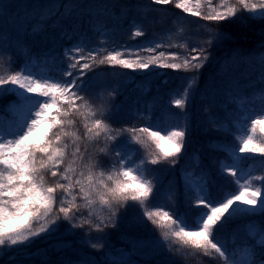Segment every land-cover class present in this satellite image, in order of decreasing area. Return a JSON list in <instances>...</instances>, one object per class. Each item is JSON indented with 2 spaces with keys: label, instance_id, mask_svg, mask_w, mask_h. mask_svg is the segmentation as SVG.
<instances>
[{
  "label": "snow or ice",
  "instance_id": "snow-or-ice-1",
  "mask_svg": "<svg viewBox=\"0 0 264 264\" xmlns=\"http://www.w3.org/2000/svg\"><path fill=\"white\" fill-rule=\"evenodd\" d=\"M150 4H174L183 13L217 24L231 21L241 12L248 13L251 19L264 20V0H150ZM10 7L5 0H0V16ZM64 9L68 17L74 14L94 17L93 6L88 3L73 0ZM44 18L42 14L41 20ZM132 26L131 38L145 35L141 25L133 22ZM198 28L205 30L207 38L193 44L183 56L180 52H157L162 44L154 41L150 42L154 46L137 49L118 48L115 44L109 49L107 41L92 46L83 33L75 44L63 49L59 59L52 55V50L38 56L21 46L25 59L19 69L13 68L11 53L0 50V61L7 55L2 65L7 71L0 74V98L17 97L6 106L10 117L6 118L0 111V255L30 245L41 234L57 229L61 221L67 222L69 232L87 225L85 242L92 249L100 250L104 243L91 242V233L101 234L96 240L103 241L107 238L106 230L117 226L118 216L131 212L132 222L142 224L144 218L151 222L159 232L160 244L170 253L174 246L177 252L182 246H190L197 254L218 264H264V251H257V246L264 249V224L249 221L243 225L254 244L246 241L243 246L230 249L222 235L235 219L264 215V176L254 177L251 169L242 167V160L249 154H259L264 163V88L251 95H244L239 89L229 92V102L235 105L234 112H226L232 119L231 126L227 120L208 115V122L217 132L233 137L232 142L218 146V150L226 152L218 166L221 173L233 178L235 189L213 196L205 170L201 169L198 177L182 170L183 197L188 209L185 212L178 208L165 211L166 205L152 202L156 185L162 182L159 170L153 166L175 165L185 151L191 127L186 108L195 99L199 76L185 77L182 91L169 92L168 106L180 110L182 123L170 124L169 121L177 119L171 112L165 113L164 119L153 118V101L145 105L148 115L139 117L148 126L115 127L112 116L119 112L120 106H96L85 95L92 87L87 74L100 65L148 75H159L160 69L199 73L208 62L207 49L214 43L219 44L227 33L206 25ZM41 30L42 25L32 27L33 33ZM96 30L99 32V28ZM61 35L71 38L66 31ZM3 38L0 31V41ZM179 47L187 49L188 46ZM145 51L151 55L145 58L140 54ZM38 65L39 71L35 70ZM226 67L227 63L222 62L221 68ZM260 69L259 79L264 82V53L260 54ZM177 94L179 98H171ZM114 95L109 93L110 97ZM82 141L103 146L96 154H88L86 144L81 148ZM213 144L210 142V146ZM137 145L143 149L138 162ZM195 159L199 164V157ZM172 183L169 181V185ZM166 195L172 199L175 188H170ZM193 196L195 203L189 204ZM237 230L233 229L234 245ZM63 243L65 247L70 246V242ZM65 264L73 262L69 260ZM75 264L93 262L80 260Z\"/></svg>",
  "mask_w": 264,
  "mask_h": 264
},
{
  "label": "trees",
  "instance_id": "trees-1",
  "mask_svg": "<svg viewBox=\"0 0 264 264\" xmlns=\"http://www.w3.org/2000/svg\"><path fill=\"white\" fill-rule=\"evenodd\" d=\"M71 2H73V0H58L57 6L52 8V10L56 9V12L51 15L49 12L50 9H47L44 16H47L48 18L43 31L49 27L47 32H55L52 29L55 27V23H57L62 28H67L71 31L77 32L78 34L82 31L88 34L91 32L89 29L91 21L88 20V15L85 14L76 16L74 14L72 17L65 15L64 5ZM76 2L88 3L93 6L94 18H101L99 34L105 33L103 35L100 34V37L106 36L108 38L107 47L109 49L113 46V44H115L118 48L127 46L131 49H137L145 45L154 46L150 43L154 41L157 44H162L161 48L157 49V52L165 51L166 54L168 52H180L181 56H183L186 54V51H190V47L193 44H199L201 41L199 36L201 29L198 28V23H203V25L227 33V37L219 44H214L212 47L207 49L209 50L208 53H210L208 62L205 63L203 68H201L199 73H197L199 81L196 86V96L186 108L191 117V127L188 132L185 151L180 155L178 162L184 157L183 155L188 149H190L191 153L194 151L193 147H197L201 149V151L205 150V152L201 154V162L199 154V162L200 165H207L209 167V169H205L201 166L206 173L211 174V178H217L219 183L227 182L229 184H234L233 179H230L231 176L221 173L218 166V161L226 157V152L218 150V146L226 145L227 143L232 142V135L229 133L217 132L214 125L210 124L207 119L203 120V122L208 123V128L204 126L206 133L197 135L196 128L197 124L200 122L199 116L205 113V109L211 100L214 102V100L217 101L216 99L218 98L227 99L229 92L236 89L246 92V95L249 94V91L258 90V83L253 82L255 80H251L253 75H248V72H246L248 68H245V66L248 65V63H252L255 68V72H261L260 54L264 53V20L251 19L248 13L241 12L238 14L237 18L217 24V22L205 21L200 17L183 13L181 9L175 8L174 4L153 5L150 4V0H76ZM253 2H255V0H253ZM136 13L138 14L135 15ZM87 22H90V24ZM133 22L142 26L145 35L131 38V32L134 31V27L132 26ZM27 33L28 29L26 28L20 32L17 37H23V45L28 49H34L35 44L29 37L26 36ZM169 44L176 45V47L169 48L167 47ZM182 44L187 45V49L179 47V45ZM219 45H224L233 49L237 48L239 52L234 64L228 68H221L217 62L214 63L216 61V57H219L223 50V48L219 47ZM140 54L145 58L148 55H151L146 51L141 52ZM245 57L247 59H243ZM119 70L130 72L136 80L140 77L143 79L144 83L141 85V91L145 97H150L152 101H155V105L159 107L158 110L160 111V115L158 117L164 119V114L171 112L175 114L177 119L175 121H169V123H182L179 120L180 110L174 106L171 108L168 106V101L170 99L169 92L174 89L182 91L184 84L186 83L184 78L195 74V72L177 73L170 69H160L159 75H148L145 72L133 73L131 70L122 69L118 66L113 68L108 65H100L95 68L93 73L102 72L105 77L92 82V87L97 88L102 83H105L110 87L111 92L115 93V97L121 96L123 89H127L131 95H134V87L126 86L129 83L120 84L114 80L115 76L119 75ZM149 77L152 78V83L146 82ZM164 80H167L168 83H164ZM260 83L262 84L264 82L260 80ZM261 88L262 86H260L259 89ZM145 89L148 90L145 91ZM171 98H179V95L177 94L175 97ZM220 107L222 108H220L214 115L220 119L227 120L231 126L232 119L226 115V112L231 111L224 109L225 106ZM210 142H215V144L210 146ZM151 152H154V149H151ZM248 156L252 159H256V169L252 170L254 172L253 176H264V163H262L259 154H249ZM192 159L197 164L193 154ZM103 160L106 164L108 163L106 158ZM178 162L176 164H178ZM197 165L199 166V164ZM164 166L172 165L162 164L153 166L159 170L160 179L162 181L156 185V190L153 196L156 195L159 185L164 184L167 180H175L178 195V207L176 208H178L179 211L182 209V212H185L188 209L186 208L183 197L184 185L181 175L170 174L168 168ZM148 178L151 179L150 174ZM153 203L159 206L157 202ZM188 203L194 204L195 197L193 196ZM121 216L122 220L119 225L116 226L117 228L112 230L113 241H120L123 235L124 237L126 235H148L147 233L157 231L154 229L151 222L147 221L146 218H144V222L142 224H138L131 221V212L121 213ZM62 223L63 224L61 225L63 227L67 226L65 222ZM187 248L194 251L190 255L191 264H218L215 260H211L208 257L197 254L190 246H187ZM7 257L8 251L0 255V264H24L25 262L23 261L18 263L15 260H13L15 263L13 261L8 262L9 260ZM66 261L68 260L64 255L61 260H56V262L61 264H65ZM32 264H39V262ZM180 264H185L184 259L181 260Z\"/></svg>",
  "mask_w": 264,
  "mask_h": 264
},
{
  "label": "rangeland",
  "instance_id": "rangeland-1",
  "mask_svg": "<svg viewBox=\"0 0 264 264\" xmlns=\"http://www.w3.org/2000/svg\"><path fill=\"white\" fill-rule=\"evenodd\" d=\"M33 1L35 0H5V3L11 5L10 8L5 9L4 14L2 16H0V23L6 21L7 19L5 18L7 15L9 17H11L13 15L12 13V8L13 7H19V5L22 4H31L29 5L30 7H38V2L37 3H33ZM19 4V5H18ZM48 4V3H46ZM26 20H28V18H26L25 16L20 17L15 23L17 25L14 26V28H16L17 26H23V24H25ZM199 25H203V23H198L197 26ZM3 29V28H1ZM0 29V31H1ZM200 38L201 40L206 39V33L205 30L203 28H200ZM4 31L7 32V28H4ZM5 38H3L2 43H0V47L3 48L5 45ZM216 44V43H214ZM213 44V45H214ZM219 47L223 48L221 54L219 57H216V62H219L220 64L222 62H226L227 66L233 65L234 61L236 59V51L235 49L231 48V47H227L224 45H219ZM209 51V50H207ZM210 55V53H208ZM234 57V59H233ZM227 58V60H226ZM11 114L9 113L8 116H10ZM8 118V117H7ZM38 138V136L36 137ZM95 144L92 145L91 141H88V145H87V153L91 154L94 152L95 150ZM83 150V149H82ZM103 215H107V212H103ZM38 227V225H37ZM56 230V229H55ZM53 230V231H55ZM52 231V232H53ZM64 230L61 229V222L59 223V227L57 228V232H63ZM51 232V233H52ZM41 234L39 237L41 236H45L46 238L50 237V234ZM83 230H80L77 234L79 236H83ZM38 237V238H39ZM56 237V236H54ZM66 237V236H65ZM159 235L156 236H151L148 238H141V239H136L133 238L130 242V247L129 249H125V248H120L116 251H112L111 250V244H107L104 241H100L103 242L105 245V248L102 249V251H99L98 253H90V254H83L82 257H84L86 260H90L93 262V264L96 262L97 260V256H102L104 259L108 260L109 262H111L110 264H121L122 261H126L129 262V264H166L167 260L169 261V259H171V255L168 256L167 254H169L170 252L167 251L166 248H163V246L160 244L159 239H158ZM67 242H69L67 240ZM62 246H57V249H60ZM174 252L176 251L175 246L173 247ZM167 259V260H166Z\"/></svg>",
  "mask_w": 264,
  "mask_h": 264
}]
</instances>
